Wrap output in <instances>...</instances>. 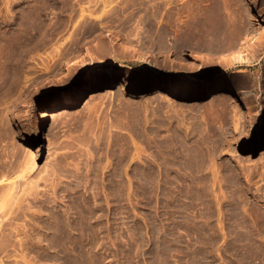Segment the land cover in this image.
<instances>
[{
	"label": "rangeland",
	"instance_id": "1",
	"mask_svg": "<svg viewBox=\"0 0 264 264\" xmlns=\"http://www.w3.org/2000/svg\"><path fill=\"white\" fill-rule=\"evenodd\" d=\"M182 3L0 0V264H264V0L218 71ZM213 75L233 90L172 81Z\"/></svg>",
	"mask_w": 264,
	"mask_h": 264
},
{
	"label": "bare ground",
	"instance_id": "2",
	"mask_svg": "<svg viewBox=\"0 0 264 264\" xmlns=\"http://www.w3.org/2000/svg\"><path fill=\"white\" fill-rule=\"evenodd\" d=\"M240 1L241 0H183V9L181 13L182 17L180 26L183 34V42L186 40L187 44H190L192 42L198 45V47L203 48L204 50H208L204 51V53L206 52V55H211L213 62L211 67H209L206 71H218L223 70L222 67L227 65L250 63V60L245 58L242 54V47L240 46V42L244 40L247 36L253 34V32L255 31L253 30L254 27L252 21L250 20L248 15H246V13L248 14V10L245 9V7L243 6L244 4L241 5L242 2L240 3ZM191 45L193 46V44ZM194 47L196 46L194 45ZM220 57H222L223 60L220 59ZM120 72H122L121 69H102V71H100L96 75H89L82 79V81H80L79 83L68 87L65 91L61 92L60 95L62 99L66 102L74 101L78 96L86 94L90 89L99 86L102 81L110 79L112 76L119 74ZM161 77L166 80L172 78L168 75H161ZM172 81L178 82V89L184 90L187 93L192 94H195L200 91L205 92L233 90L232 86L225 82L222 77L218 75H213L207 79L194 78L190 82L186 80L182 81L179 79H172ZM48 118L49 114L46 111H43L41 114V121L39 120L41 128L46 129V126L48 124ZM250 127L252 128V138L256 140L262 139L264 136V115H262V117H258L254 124L250 125ZM220 174L218 176H220ZM8 188H10L9 185L7 189Z\"/></svg>",
	"mask_w": 264,
	"mask_h": 264
}]
</instances>
